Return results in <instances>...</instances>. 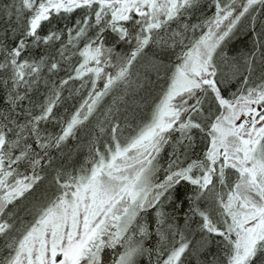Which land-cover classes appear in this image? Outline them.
<instances>
[{
	"label": "snow or ice",
	"instance_id": "1",
	"mask_svg": "<svg viewBox=\"0 0 264 264\" xmlns=\"http://www.w3.org/2000/svg\"><path fill=\"white\" fill-rule=\"evenodd\" d=\"M0 264H264V0H0Z\"/></svg>",
	"mask_w": 264,
	"mask_h": 264
}]
</instances>
